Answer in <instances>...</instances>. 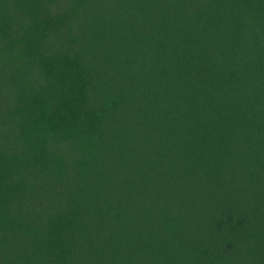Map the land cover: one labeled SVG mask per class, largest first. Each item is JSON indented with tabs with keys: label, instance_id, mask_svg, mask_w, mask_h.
<instances>
[{
	"label": "trees",
	"instance_id": "1",
	"mask_svg": "<svg viewBox=\"0 0 264 264\" xmlns=\"http://www.w3.org/2000/svg\"><path fill=\"white\" fill-rule=\"evenodd\" d=\"M0 264H264V0H0Z\"/></svg>",
	"mask_w": 264,
	"mask_h": 264
}]
</instances>
